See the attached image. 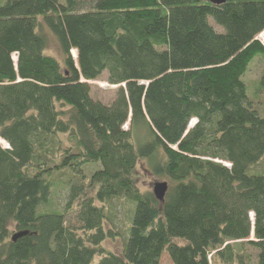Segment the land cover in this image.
Returning a JSON list of instances; mask_svg holds the SVG:
<instances>
[{"label": "trees", "instance_id": "trees-1", "mask_svg": "<svg viewBox=\"0 0 264 264\" xmlns=\"http://www.w3.org/2000/svg\"><path fill=\"white\" fill-rule=\"evenodd\" d=\"M262 32L264 0H1L0 264H264V113L241 78ZM103 71L107 103L88 82ZM142 158L163 201L135 184ZM60 169L77 179L41 210ZM113 198L131 203L118 253Z\"/></svg>", "mask_w": 264, "mask_h": 264}, {"label": "rangeland", "instance_id": "rangeland-1", "mask_svg": "<svg viewBox=\"0 0 264 264\" xmlns=\"http://www.w3.org/2000/svg\"><path fill=\"white\" fill-rule=\"evenodd\" d=\"M45 32L48 36V45L45 49V53L54 56L62 64V52L56 38L48 29H45ZM73 50L72 55L74 56ZM262 72H264V57L255 56L249 62L247 71L241 78L246 85L248 99L252 102L259 103L257 106L260 111L264 113V103H260L261 96L258 89L259 77ZM88 82L90 84V94L93 98H97L105 103L109 102L113 98L116 85L110 84L106 81V71H103L98 78L89 80ZM100 82H102L103 85H101ZM190 121V123H192L194 119H191ZM125 127H127V124ZM56 136L57 139L60 140V145L62 147H71L72 141L68 137V134L58 133ZM83 167V171L88 174L96 167V164L89 163L85 164ZM252 168L258 171H264V157L261 158L257 164L253 165ZM133 176L135 184L140 190L151 191L154 182L166 180L161 176L152 174L147 168L146 160L143 158L137 162L133 170ZM68 177H70V173L66 169L53 171L48 176V180L51 182V190L48 196V201L40 206L41 210L63 209L67 198L69 181L71 179H77L75 176H72L71 179ZM130 207L131 203L124 198H113L108 204H106V208L110 209L111 220L108 222L106 221L104 223V227L106 229L111 228L116 234L103 239L101 244L105 250L117 253L122 250L124 237L126 235V227L128 225ZM9 229L11 232L13 231L12 223L10 224ZM245 251L252 254L254 253V249L250 246H245ZM97 258L98 257L96 256L94 259L96 260ZM158 264H172L166 252L161 254ZM249 264H255V262L249 261Z\"/></svg>", "mask_w": 264, "mask_h": 264}, {"label": "water", "instance_id": "water-1", "mask_svg": "<svg viewBox=\"0 0 264 264\" xmlns=\"http://www.w3.org/2000/svg\"><path fill=\"white\" fill-rule=\"evenodd\" d=\"M212 3H221L224 2L225 0H209ZM191 126V123L188 124V127ZM4 146H7V144H5ZM167 181L166 180H162V181H156L153 183L152 185V193L155 196L156 199H158L159 201H163L166 190H167ZM17 234L13 235V239L15 238Z\"/></svg>", "mask_w": 264, "mask_h": 264}, {"label": "bare ground", "instance_id": "bare-ground-1", "mask_svg": "<svg viewBox=\"0 0 264 264\" xmlns=\"http://www.w3.org/2000/svg\"><path fill=\"white\" fill-rule=\"evenodd\" d=\"M262 35H263V33H262ZM262 35H259V38H262L263 36ZM262 41H264V40H262ZM73 53H74V56H75V50H73ZM100 84L101 85H103V83L102 82H100ZM126 126V124H124V127ZM1 143L3 144V145H5L6 144V142L5 141H3V140H1Z\"/></svg>", "mask_w": 264, "mask_h": 264}, {"label": "built area", "instance_id": "built-area-1", "mask_svg": "<svg viewBox=\"0 0 264 264\" xmlns=\"http://www.w3.org/2000/svg\"><path fill=\"white\" fill-rule=\"evenodd\" d=\"M263 33V32H262ZM262 33H260L259 35H262ZM263 37L262 38H260L261 40H264V33H263V35H262ZM264 42V41H263Z\"/></svg>", "mask_w": 264, "mask_h": 264}]
</instances>
